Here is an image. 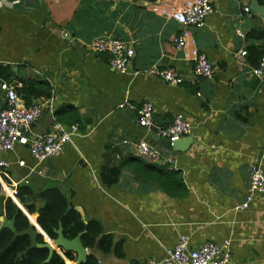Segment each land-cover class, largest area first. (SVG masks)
I'll use <instances>...</instances> for the list:
<instances>
[{
	"label": "crops",
	"instance_id": "obj_1",
	"mask_svg": "<svg viewBox=\"0 0 264 264\" xmlns=\"http://www.w3.org/2000/svg\"><path fill=\"white\" fill-rule=\"evenodd\" d=\"M151 1L0 0V83L14 86L8 75L49 83L53 111L32 125L35 133L47 131L54 119L78 126L72 143L39 164L22 146L3 154L9 163L3 179L34 193L57 187L84 222L95 219L101 231L87 252L97 264L161 259L182 234L190 246L227 240L229 264H264V197L255 194L238 208L252 165L264 170V80L251 72L256 48L264 49V37L253 33L264 30V15L244 11L250 0H211L213 11L196 31L198 47L214 67L207 78L197 76L192 61L174 47L180 26L152 12ZM100 37L133 47L125 72L112 68L106 53L88 48ZM244 48L248 55L240 62ZM151 67L171 68L182 81L165 82L145 72ZM144 101L158 125L176 113L191 124L168 152L154 129L138 124ZM5 104L0 88V109ZM140 139L159 148L162 161H144L136 149ZM107 171H116L113 182L105 180ZM13 200L50 241L37 213Z\"/></svg>",
	"mask_w": 264,
	"mask_h": 264
},
{
	"label": "built area",
	"instance_id": "obj_2",
	"mask_svg": "<svg viewBox=\"0 0 264 264\" xmlns=\"http://www.w3.org/2000/svg\"><path fill=\"white\" fill-rule=\"evenodd\" d=\"M149 8L156 14L174 20L180 26V32L172 38L174 47L182 50L184 59L192 61L197 76L210 78L214 73V67L206 54L199 49L194 29L200 28L205 17L212 13L211 0H152ZM243 9L250 10L248 6H244ZM236 32L240 34L238 29ZM88 48L95 53L109 55V65L119 72L126 71V66L134 55L133 47L116 37L95 38L89 43ZM238 55L240 62H245L248 52L245 48L240 49ZM138 72L136 70L134 73ZM145 72L155 73L163 81L171 84L182 81L171 68L151 67ZM251 72L264 80V49L258 62L251 67ZM0 88L6 96V104L0 109V185L3 190L11 187V193L7 195L14 199L19 182L10 183L3 179L5 175L3 173L8 170L9 163L2 155L13 151L16 146H22L39 164L49 157L58 156L66 143H72V136L78 132V126L75 123L66 126L54 119L47 131L35 133L32 125L45 110L50 113L53 111L52 93L26 104L13 86L1 82ZM123 104L127 103H121L119 106ZM137 113L140 126L148 130L154 129L156 136L167 140L170 145L190 131L191 124L182 113L174 114L167 125L156 124L153 108L148 101L142 103ZM136 149L138 155L146 162L162 161L163 155L159 148L145 139H140L136 143ZM18 164L24 165V162L18 161ZM22 182L27 183L28 180L24 179ZM255 194L264 197V170L258 164L252 165L250 169L245 201L238 208H246ZM229 259L230 244L227 240L222 243L205 241L190 246L189 236L182 234L176 243L165 251L161 259L150 258L144 264H229Z\"/></svg>",
	"mask_w": 264,
	"mask_h": 264
},
{
	"label": "trees",
	"instance_id": "obj_3",
	"mask_svg": "<svg viewBox=\"0 0 264 264\" xmlns=\"http://www.w3.org/2000/svg\"><path fill=\"white\" fill-rule=\"evenodd\" d=\"M264 6V0H257ZM258 37H264V30L253 31ZM257 52L252 61L256 64L262 54V50L256 48ZM248 52V51H247ZM253 64V65H254ZM6 76L8 82L14 84L18 94L22 96L26 104L32 103L40 97L50 95V85L46 81L32 82L28 79H13ZM147 168L146 165H143ZM105 174V169L103 170ZM168 173V172H166ZM116 171H107L108 176L105 180L113 182ZM158 180V177H157ZM160 180V179H159ZM1 192V185H0ZM19 203H21L28 213L36 212V222L42 230L51 238L56 237L55 230L61 226L62 233L66 238H73L81 233L80 240L84 247L91 248L96 237L100 234L99 223L95 219L83 221L79 212L74 209L70 200L57 187H47L39 190L37 193L27 185L20 184L15 194ZM34 200L41 201L40 206H36ZM5 217L9 220L14 217V226L16 230H22L30 225L26 214L18 207L14 200L7 197L4 202ZM36 240L43 242V236L38 233ZM29 245V236L26 234L13 238V232L7 227L0 229V264H64L63 257L54 251L48 261H45L48 255L46 247L27 248ZM62 251V250H61ZM64 257L69 260H75V255L71 251H62ZM119 254V253H118ZM79 264H97L95 256L89 252L86 259ZM133 264V263H132Z\"/></svg>",
	"mask_w": 264,
	"mask_h": 264
},
{
	"label": "water",
	"instance_id": "obj_4",
	"mask_svg": "<svg viewBox=\"0 0 264 264\" xmlns=\"http://www.w3.org/2000/svg\"><path fill=\"white\" fill-rule=\"evenodd\" d=\"M249 7L251 10L261 15H264V6L260 5L257 0H250ZM197 29L199 28L194 29V31L196 32ZM130 62L127 64L126 68H128ZM168 146H169V142L167 140H163V146H161L162 151L168 152L169 151ZM7 197L8 196L3 194L2 192L0 193V229L4 227L10 229L13 232V238L23 234L28 235L29 236V245L27 247L28 249L33 247H46L48 249V255L45 261L49 260V258L51 257L54 251L58 252L61 250L73 252L75 255L74 262L76 264H79L86 259L88 252H87V248L83 246L80 240L81 233H78L75 237L69 239L64 237L62 233V228L61 226H59L55 230L56 237L54 239H51L50 241L38 242L36 240L38 231L36 230L33 224H30L29 226H27L22 230H16L14 226V217H12L9 220L5 217L4 202Z\"/></svg>",
	"mask_w": 264,
	"mask_h": 264
},
{
	"label": "rangeland",
	"instance_id": "obj_5",
	"mask_svg": "<svg viewBox=\"0 0 264 264\" xmlns=\"http://www.w3.org/2000/svg\"><path fill=\"white\" fill-rule=\"evenodd\" d=\"M2 190V189H1ZM3 191V190H2ZM30 220L31 221H33V217L32 216H30ZM34 222V221H33ZM62 254H63V252H62ZM62 254H61V256H62ZM64 256V255H63Z\"/></svg>",
	"mask_w": 264,
	"mask_h": 264
},
{
	"label": "bare ground",
	"instance_id": "obj_6",
	"mask_svg": "<svg viewBox=\"0 0 264 264\" xmlns=\"http://www.w3.org/2000/svg\"><path fill=\"white\" fill-rule=\"evenodd\" d=\"M73 264H76V263L73 261Z\"/></svg>",
	"mask_w": 264,
	"mask_h": 264
}]
</instances>
